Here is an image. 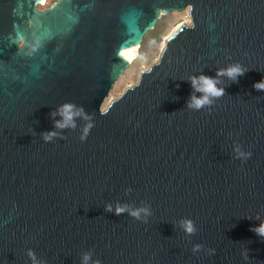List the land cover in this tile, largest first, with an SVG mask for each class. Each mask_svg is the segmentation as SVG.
Returning a JSON list of instances; mask_svg holds the SVG:
<instances>
[{"label":"water","instance_id":"water-1","mask_svg":"<svg viewBox=\"0 0 264 264\" xmlns=\"http://www.w3.org/2000/svg\"><path fill=\"white\" fill-rule=\"evenodd\" d=\"M39 4L0 0V264H33L29 250L38 264H80L86 251L100 264H264L250 230L264 223V91L253 87L264 78V0ZM186 8L190 24L102 108L130 64L121 51L161 12ZM236 63L249 70L224 80L222 97L186 108L191 76ZM65 103L91 120L45 142ZM237 145L251 155L237 158Z\"/></svg>","mask_w":264,"mask_h":264},{"label":"clouds","instance_id":"clouds-1","mask_svg":"<svg viewBox=\"0 0 264 264\" xmlns=\"http://www.w3.org/2000/svg\"><path fill=\"white\" fill-rule=\"evenodd\" d=\"M249 69L240 65L239 63L228 65L225 68L218 69L214 76H208L203 74L191 76L187 82L190 84L191 93L188 100L186 101V108L191 110H201L207 106H211L217 98L222 97L225 94V87L223 84L224 80L230 83H237L238 79L242 77ZM223 78V79H222ZM254 89L258 91H264V78L259 82L253 84ZM199 94V95H197ZM50 118L53 121L52 130L41 133L42 139L45 142L52 141L58 134L57 130L63 131L64 129H75L77 118L84 119L85 121H90L91 117L84 113L82 108H75L74 105L65 103L58 106L56 109L49 113ZM59 116L60 119H56ZM92 127L89 122L87 127L83 129V135L81 139L83 140L88 130ZM234 152L237 158L247 159L250 153H245L241 150L239 145L235 146ZM106 211L114 213L116 215L123 214L127 212L130 216L137 220L147 221V218L151 215V209L149 206L145 205L138 208H130L127 205L117 206L113 208L111 205L107 206ZM187 235H192L195 233L196 228L191 220L185 219L180 222L179 225ZM253 231L261 240H264V223H259L250 229ZM200 245H195L193 251H199ZM209 254H214V250H209ZM28 255L33 261V264H38L36 261L34 253L29 250ZM92 252L86 251L81 254L80 264H100L98 260L92 259Z\"/></svg>","mask_w":264,"mask_h":264},{"label":"rangeland","instance_id":"rangeland-1","mask_svg":"<svg viewBox=\"0 0 264 264\" xmlns=\"http://www.w3.org/2000/svg\"><path fill=\"white\" fill-rule=\"evenodd\" d=\"M55 1L56 0H47L45 5H37V8H47ZM181 23L190 24L187 8L179 12L172 11L170 13H160L155 27L148 31L141 41L136 58L112 84L107 97L103 101L102 108H104L109 101L117 98L127 87L137 83L140 77V71L147 70L158 60L166 39Z\"/></svg>","mask_w":264,"mask_h":264},{"label":"bare ground","instance_id":"bare-ground-1","mask_svg":"<svg viewBox=\"0 0 264 264\" xmlns=\"http://www.w3.org/2000/svg\"><path fill=\"white\" fill-rule=\"evenodd\" d=\"M46 2L47 0H40V3L42 4H45ZM182 24L183 23L179 24L178 27ZM140 44H141V41L139 40V42L135 46L125 48L121 51V54L129 61V63H131L136 58Z\"/></svg>","mask_w":264,"mask_h":264},{"label":"flooded vegetation","instance_id":"flooded-vegetation-1","mask_svg":"<svg viewBox=\"0 0 264 264\" xmlns=\"http://www.w3.org/2000/svg\"><path fill=\"white\" fill-rule=\"evenodd\" d=\"M40 5H45V4L40 3Z\"/></svg>","mask_w":264,"mask_h":264}]
</instances>
